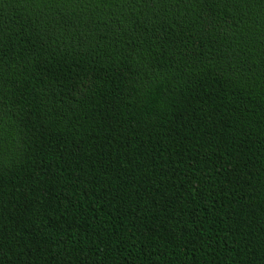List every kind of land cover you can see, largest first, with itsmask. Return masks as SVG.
<instances>
[{"label": "trees", "instance_id": "1", "mask_svg": "<svg viewBox=\"0 0 264 264\" xmlns=\"http://www.w3.org/2000/svg\"><path fill=\"white\" fill-rule=\"evenodd\" d=\"M0 264H264V0H0Z\"/></svg>", "mask_w": 264, "mask_h": 264}]
</instances>
